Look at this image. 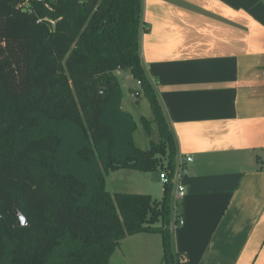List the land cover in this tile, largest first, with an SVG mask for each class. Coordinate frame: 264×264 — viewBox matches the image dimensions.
I'll use <instances>...</instances> for the list:
<instances>
[{
  "label": "trees",
  "instance_id": "16d2710c",
  "mask_svg": "<svg viewBox=\"0 0 264 264\" xmlns=\"http://www.w3.org/2000/svg\"><path fill=\"white\" fill-rule=\"evenodd\" d=\"M25 1L0 0V264H109L124 238L145 231H160L163 260L179 264L174 183L161 200L106 185L111 170L173 178L177 168L141 60L142 0ZM126 68L144 86L161 146L133 138L117 76ZM15 206L29 225H18Z\"/></svg>",
  "mask_w": 264,
  "mask_h": 264
},
{
  "label": "crops",
  "instance_id": "0c3cea01",
  "mask_svg": "<svg viewBox=\"0 0 264 264\" xmlns=\"http://www.w3.org/2000/svg\"><path fill=\"white\" fill-rule=\"evenodd\" d=\"M139 42L176 163L193 157L185 222L169 228L179 264H264V0H142ZM131 169L144 171L111 170L108 190L138 193ZM153 234L124 238L109 263L159 260Z\"/></svg>",
  "mask_w": 264,
  "mask_h": 264
},
{
  "label": "rangeland",
  "instance_id": "374dc122",
  "mask_svg": "<svg viewBox=\"0 0 264 264\" xmlns=\"http://www.w3.org/2000/svg\"><path fill=\"white\" fill-rule=\"evenodd\" d=\"M117 76L122 89V96H123L122 106L124 109L130 111L136 120V128L133 133V138L135 142L144 149L150 148L152 143H156L161 146L163 143L160 142L161 140H160L158 125L156 124V122L153 121L154 113L152 111L150 101L145 95H143L144 86L138 83V78H135L128 68L117 71ZM137 90L140 92V95L137 94ZM165 163H167L166 160ZM161 169L162 168H158L151 171L135 170L136 172L135 171L133 172L132 169L125 170V173H133L130 174L129 176L131 177L134 184H132L131 187L129 186L128 187L130 188V190H133L138 193H142V194L150 193L152 198H154L155 200H161L165 192V186L162 184L161 180L159 179L160 177L159 172ZM174 204L175 203L173 200V205ZM140 236H136V239H138V237ZM152 237H154L155 240L157 238L159 240L161 239L160 249H162V257H160L159 260L155 259L152 262L148 261V264H167L166 261L163 260L165 254L162 246L163 235L161 234L159 236L153 234ZM140 245L141 243L139 242L138 245L136 244V247L139 246V249L141 250L151 249L153 247L152 244L146 246H140ZM154 247L156 248V246ZM157 254L155 252V254L152 255V258L156 257ZM130 260L132 264H138L134 255L131 256ZM146 261L147 260H143V262ZM113 264H126V263L122 261H115Z\"/></svg>",
  "mask_w": 264,
  "mask_h": 264
},
{
  "label": "built area",
  "instance_id": "2783aa9c",
  "mask_svg": "<svg viewBox=\"0 0 264 264\" xmlns=\"http://www.w3.org/2000/svg\"><path fill=\"white\" fill-rule=\"evenodd\" d=\"M38 1H45V0H38ZM28 5V0H26L24 3H22V7L26 8ZM39 21H41V19H39ZM52 23H54L53 20H50ZM139 84H141V82H138ZM193 161V157L191 155H188L186 157H184V160H182L177 168L176 171L174 173L173 178L170 177L169 172L166 169H163L160 172V180L162 182L163 185H167L170 182L174 183V207L176 206V204L179 203L180 200H182L185 195H186V187L185 185L182 183V179L183 177L189 172V168H190V163ZM176 209V207H175ZM177 211V210H176ZM176 214V213H175ZM184 219L182 217H179L177 220L171 221L170 223V228L171 230H175L176 228H178L180 225L184 224Z\"/></svg>",
  "mask_w": 264,
  "mask_h": 264
},
{
  "label": "water",
  "instance_id": "95a60500",
  "mask_svg": "<svg viewBox=\"0 0 264 264\" xmlns=\"http://www.w3.org/2000/svg\"><path fill=\"white\" fill-rule=\"evenodd\" d=\"M15 212L16 215L18 217V225L19 226H27L29 225V220L26 217V215H24V213L18 208V206H15ZM1 219V217H0Z\"/></svg>",
  "mask_w": 264,
  "mask_h": 264
}]
</instances>
